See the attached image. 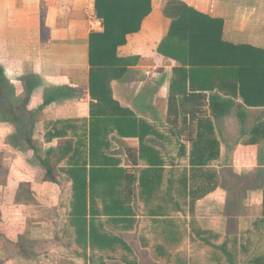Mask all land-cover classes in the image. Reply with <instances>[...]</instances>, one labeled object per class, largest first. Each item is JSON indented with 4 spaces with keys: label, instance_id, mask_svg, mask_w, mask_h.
Returning <instances> with one entry per match:
<instances>
[{
    "label": "crops",
    "instance_id": "0c3cea01",
    "mask_svg": "<svg viewBox=\"0 0 264 264\" xmlns=\"http://www.w3.org/2000/svg\"><path fill=\"white\" fill-rule=\"evenodd\" d=\"M168 1L151 0V11L140 30L126 36L125 45L118 48V57L136 56L138 63L111 83L112 97L152 128L144 142L152 148L150 156L155 155L149 160L162 163L159 192L168 195L165 211L175 219H186L187 231L193 216L200 230L225 239L231 224L224 216L226 191L217 187L194 202L190 211L184 180L188 185L193 181L189 177L188 157L195 133L180 135L167 123L170 85L178 64L159 56L156 49L171 22L162 12ZM175 1L222 19L223 41L264 49V0ZM92 32H102L101 22L95 18L94 0H0V70L5 89L12 93L7 98L13 105L1 104L14 108L20 120L14 121L8 111L0 109V264H87L75 255L77 248L68 226L70 181L56 172V182H49L37 156L44 157L48 149L58 146L56 140L44 142L48 121L89 117L88 43ZM63 87L74 90L76 96L44 107L46 95ZM16 99L26 105L16 104ZM178 99L179 103L181 96ZM263 111L247 108L244 124L236 110L216 121L208 112L220 158L208 163L203 171L216 174L220 182L226 183L231 181L229 170L245 175L259 170L264 175V146L244 144L252 124L257 118L264 119ZM183 119L188 125L189 116L179 113L178 121ZM230 119L238 121L237 131L228 125ZM247 123L250 126L245 130L242 127ZM110 142V154L119 158L123 167L148 166L144 161L132 166L125 154L126 150H138V138L113 135ZM213 148L211 145V151ZM202 178H194L193 182L207 184ZM261 202L262 191L250 190L244 201V214L257 213L261 217ZM145 212L147 205L138 201L136 227L123 234L127 241L131 235L139 247L152 243L151 235L146 234L150 229L147 218L142 216ZM236 225L239 230V219Z\"/></svg>",
    "mask_w": 264,
    "mask_h": 264
},
{
    "label": "trees",
    "instance_id": "16d2710c",
    "mask_svg": "<svg viewBox=\"0 0 264 264\" xmlns=\"http://www.w3.org/2000/svg\"><path fill=\"white\" fill-rule=\"evenodd\" d=\"M150 11L151 0H94L95 18L101 22L102 32L89 35V117L48 121L44 142L56 140L58 146L48 149L44 157L37 156V162L49 182H56V172L70 181L68 226L77 248L74 253L87 264H139L130 259L138 251L123 237L136 227L138 201L147 205V212L142 215L149 223L150 230L146 234L157 243L158 252L162 253L165 246L171 249L179 246L184 233L188 232L203 245L222 251L229 259L228 264H234L231 249L236 248L238 241L236 223L244 214V201L252 189L262 191L261 220L264 221V175L259 170L248 175L229 170L231 181L226 183L202 168L220 158L213 120L236 110L240 123L244 124L247 108L264 109V49L223 41L222 19L211 18L184 3L169 0L163 7L164 17L171 22L156 52L178 64L173 69L174 79L170 85L167 123L180 135L195 133L188 157L190 181L203 177L206 180L203 183L208 182L196 185L192 181L194 184L188 185L184 180L190 211L194 202L217 187L226 191L224 216L231 224L224 242L217 246L211 240L219 237L200 230L193 216L189 220L190 231H187L186 219H175L165 211L168 195L159 192L162 163L149 160L155 155L150 156L152 148L144 142L152 128L112 97L111 83L120 80L129 66L138 63L136 56L118 57L117 50L125 45L126 36L140 30ZM208 92L212 94L207 95ZM29 94L30 91L25 101ZM7 96L12 97V93L5 89L0 70V109L8 111L18 122L14 108L4 105L6 102L13 105ZM74 96L72 89L54 88L46 95L43 106ZM15 102L20 104L18 99ZM20 105L26 104L21 101ZM179 113L189 116L188 125L184 119L178 121ZM113 135L138 138V150H126L125 154L132 166L139 161L148 166L123 167L121 160L109 151ZM27 143L31 146L29 139ZM244 144L264 146V119L257 118L252 124ZM211 145L216 147L213 151ZM145 158L147 160H143Z\"/></svg>",
    "mask_w": 264,
    "mask_h": 264
},
{
    "label": "rangeland",
    "instance_id": "374dc122",
    "mask_svg": "<svg viewBox=\"0 0 264 264\" xmlns=\"http://www.w3.org/2000/svg\"><path fill=\"white\" fill-rule=\"evenodd\" d=\"M227 123L233 131H237L239 123L236 119H230ZM249 126L250 123H247L242 128L248 129ZM238 219V241L236 248L231 249L234 264H264V221L257 213L243 214ZM127 237L133 248L138 251V254L130 259L138 261L139 264H228L229 261L222 251L203 245L188 232L184 233L179 246L173 249L165 246L162 253L156 250V242L151 241L149 247L143 248L139 247L131 235ZM224 240L218 238L211 240V243L218 246Z\"/></svg>",
    "mask_w": 264,
    "mask_h": 264
}]
</instances>
